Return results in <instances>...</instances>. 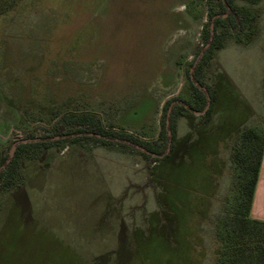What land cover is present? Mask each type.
I'll list each match as a JSON object with an SVG mask.
<instances>
[{
	"label": "rangeland",
	"instance_id": "obj_1",
	"mask_svg": "<svg viewBox=\"0 0 264 264\" xmlns=\"http://www.w3.org/2000/svg\"><path fill=\"white\" fill-rule=\"evenodd\" d=\"M218 1L26 0L0 18V158L28 133L79 127L63 119L71 110L155 136L167 101L189 96L186 70ZM256 8L254 37L231 35L214 54L210 121L180 116L185 139L170 158L121 137L54 146L50 163L27 158L25 182L0 195V264H212L211 219L232 184L220 136L264 123V0Z\"/></svg>",
	"mask_w": 264,
	"mask_h": 264
},
{
	"label": "trees",
	"instance_id": "obj_2",
	"mask_svg": "<svg viewBox=\"0 0 264 264\" xmlns=\"http://www.w3.org/2000/svg\"><path fill=\"white\" fill-rule=\"evenodd\" d=\"M25 1L0 0V18L19 10ZM257 3L258 0H219L218 3L210 6L209 15L214 23L213 33L210 28L205 27L203 39L206 47L198 61L186 70L190 87L189 96H179L167 101L161 129L155 136L140 138L127 131L116 130L114 125L105 126L101 118L93 112L71 110L65 112L63 119L69 123L89 125V131L94 135L84 134L57 139L56 141H61L57 146H64L67 140L75 142L89 137L104 143H112V138L121 137L142 148L141 152L145 156L154 154L155 161L159 159L164 161L173 156L177 151L178 143L185 139L177 138L178 118L186 116L190 119L195 111H203L207 104L206 91L200 85L205 86L210 95V105L205 112H202L206 121H210L214 108L218 107V79L214 85L209 84L208 69L216 50L222 48L227 37L232 35L236 41L244 43H248L254 37L257 30ZM225 12H227L226 16H224ZM175 99L178 101L172 103ZM185 103L188 104L187 107ZM189 123L195 128L194 123ZM58 128L56 126L55 133L61 135L62 132ZM80 131L84 129L71 130V132ZM197 131L199 135L200 128ZM97 133L109 139L99 137ZM28 137L36 136L30 134ZM220 137L229 146L232 184L222 208L211 219L212 236L216 243L212 264H264V219L252 215V204L264 157V123L260 127L235 125ZM52 144L51 139L32 140L18 144L14 156L8 163H6L7 156H2L0 165L5 164V167L0 171V195L24 183L26 158L39 156ZM168 146H170L169 150H167Z\"/></svg>",
	"mask_w": 264,
	"mask_h": 264
},
{
	"label": "flooded vegetation",
	"instance_id": "obj_3",
	"mask_svg": "<svg viewBox=\"0 0 264 264\" xmlns=\"http://www.w3.org/2000/svg\"><path fill=\"white\" fill-rule=\"evenodd\" d=\"M176 100V99H175ZM185 106L187 107L188 106V104H186L185 103ZM74 111H78V110H74ZM79 112H88V111H79ZM201 113H202V111H201ZM102 120V119H101ZM103 122V121H102ZM70 124H75V125H78L79 127H73L71 130H73L74 128H78V129H84V131H80V132H71V130L70 131H65V132H63V131H61L59 128V130L62 132V134L61 135H59V134H56L55 133V130H54V133H53V135H39V136H36V135H34L33 133H28V135L26 136V137H24V138H22V139H20L19 141H16V144L14 145V153L12 154V156H10V154H9V156L6 158V163H8L7 162V160L8 159H11L13 156H14V154H15V151H16V149H17V146H18V144H20V143H26V142H29V141H32V140H35V141H43V140H48V139H51V142L53 143L49 148H47V149H45L43 152H42V154H40V157L44 160V158L46 159L45 160V162L46 163H50L52 160H54V156H55V152L53 151V147L55 146V147H60V146H57V144H59L61 141H56L57 139H61V138H67V137H69V136H75V135H84V134H89V135H91V136H93L94 135V133H92V132H90L89 131V129H90V126L89 125H84V124H76V123H70ZM56 128V127H55ZM116 130H118L117 129V127H116ZM30 134H33L34 136H36L35 138H30V137H28ZM97 136H99V137H104V138H107V139H109V137H107V136H104V135H102V134H100V133H97ZM43 137V138H42ZM112 139H114V138H112ZM75 142H79V141H75ZM75 142H72V143H75ZM69 143H71V141H69V140H67L65 143H64V146L66 147V146H68V144ZM65 144H67V145H65ZM170 145V144H169ZM64 146H62V147H64ZM169 148H170V146H168V149L167 150H169ZM36 157H38V156H36ZM153 157H154V154H153ZM27 158H35V157H27ZM26 158V159H27ZM3 165V164H2ZM5 165V164H4ZM1 166V165H0ZM1 171V170H0Z\"/></svg>",
	"mask_w": 264,
	"mask_h": 264
},
{
	"label": "crops",
	"instance_id": "obj_4",
	"mask_svg": "<svg viewBox=\"0 0 264 264\" xmlns=\"http://www.w3.org/2000/svg\"><path fill=\"white\" fill-rule=\"evenodd\" d=\"M252 215L264 219V157L252 204Z\"/></svg>",
	"mask_w": 264,
	"mask_h": 264
},
{
	"label": "water",
	"instance_id": "obj_5",
	"mask_svg": "<svg viewBox=\"0 0 264 264\" xmlns=\"http://www.w3.org/2000/svg\"><path fill=\"white\" fill-rule=\"evenodd\" d=\"M211 28H212V33H213L214 23L211 24ZM197 83H198V82H197ZM200 87H202V88L206 91V94H207V99H208V100H207V104H206L204 110L202 111V112H205V111L207 110V108L209 107V105H210V95H209V93L207 92L205 86L200 85ZM14 148H15V147L13 146V150H14ZM13 150L11 151L10 156H12V154H13ZM9 160H10V159H8L7 162H8ZM4 167H5L4 164L1 165V166H0V170H2Z\"/></svg>",
	"mask_w": 264,
	"mask_h": 264
}]
</instances>
